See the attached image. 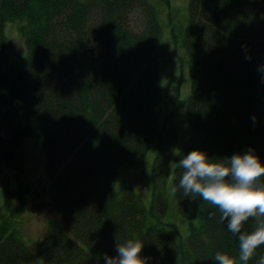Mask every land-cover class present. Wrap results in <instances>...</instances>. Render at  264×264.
Instances as JSON below:
<instances>
[{"label": "trees", "instance_id": "1", "mask_svg": "<svg viewBox=\"0 0 264 264\" xmlns=\"http://www.w3.org/2000/svg\"><path fill=\"white\" fill-rule=\"evenodd\" d=\"M139 1L0 0V264H103L101 253L129 237L145 242L149 264H216L218 250L240 264L237 234L199 194L174 192L182 231L165 192L148 205L131 182L116 187L120 170L141 163L154 142L163 165L178 139L173 112L164 113L163 25L152 6L147 30L134 31ZM188 9L191 137L173 186L178 159L194 147L217 156L254 147L264 159V0H189ZM9 20L20 22L26 44L13 59ZM29 138L42 144L58 215L36 245L13 226V199L23 194L9 176L24 169ZM254 226L249 217L242 230ZM261 253L264 244L248 264Z\"/></svg>", "mask_w": 264, "mask_h": 264}, {"label": "rangeland", "instance_id": "2", "mask_svg": "<svg viewBox=\"0 0 264 264\" xmlns=\"http://www.w3.org/2000/svg\"><path fill=\"white\" fill-rule=\"evenodd\" d=\"M189 0H140L134 4L129 15V24L134 31L147 30L152 6L156 9L160 22L163 25L162 48L165 51L161 60V75L166 86L164 113L173 112L172 123L178 131V139L171 151L167 162L160 165L155 161L157 145L154 142L144 160L134 166L120 170L116 187L122 182H131L143 196L146 204H150L153 194L165 192L169 199V219L177 222L183 231L186 221L175 213L173 174L177 156L182 145L191 137V130L186 117L185 99L192 82L188 53L182 43V33L188 16ZM9 54L11 59L26 53L25 39L20 31L18 20H9L5 24ZM178 38V41L175 39ZM178 103L173 111L175 100ZM165 114L162 118H164ZM24 169L18 173L10 171L9 176L13 183L20 186L23 197H14L13 226L21 236L31 245H36L50 219L58 218L57 213L49 202V178L45 169V155L41 142L36 138H29L24 144ZM15 178V179H14ZM4 200L0 190V206Z\"/></svg>", "mask_w": 264, "mask_h": 264}, {"label": "clouds", "instance_id": "3", "mask_svg": "<svg viewBox=\"0 0 264 264\" xmlns=\"http://www.w3.org/2000/svg\"><path fill=\"white\" fill-rule=\"evenodd\" d=\"M258 70L264 72V64L258 65ZM177 164L183 171L172 191L179 188L185 196L199 194L218 206L219 219L237 234L240 264H248L258 246L264 244V159L254 147L223 156L209 155L205 149L194 147L183 152ZM249 217L254 218L255 226L242 230ZM144 244L138 237L116 240L115 252H102L99 259L103 264H149L152 258L142 252ZM213 259L216 264H236L232 255L219 250ZM253 264H264V253Z\"/></svg>", "mask_w": 264, "mask_h": 264}]
</instances>
